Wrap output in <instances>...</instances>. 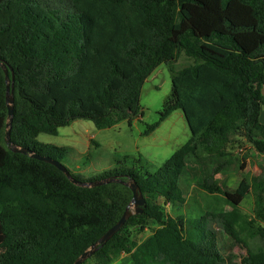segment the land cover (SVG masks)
<instances>
[{
	"label": "trees",
	"instance_id": "1",
	"mask_svg": "<svg viewBox=\"0 0 264 264\" xmlns=\"http://www.w3.org/2000/svg\"><path fill=\"white\" fill-rule=\"evenodd\" d=\"M192 64L175 71L180 55ZM0 63L14 100L10 141L59 163L65 150L35 141L75 120L98 129L140 115V91L162 63L171 90L160 121L180 110L190 140L154 172L137 161L72 184L54 166L6 145V82L0 67V264H73L122 216L134 182L146 205L93 256L95 264H235L223 243L245 250L239 263L264 264V176L243 175L229 190L227 146L245 140L264 158V0H0ZM13 77V82H12ZM159 124L147 129L150 133ZM237 139V140H236ZM222 161L198 187L228 211L191 217L164 213L158 201L186 203L181 178L189 158ZM242 166L240 167L241 170ZM251 194L253 216L239 206ZM153 232L134 247L130 227Z\"/></svg>",
	"mask_w": 264,
	"mask_h": 264
},
{
	"label": "rangeland",
	"instance_id": "2",
	"mask_svg": "<svg viewBox=\"0 0 264 264\" xmlns=\"http://www.w3.org/2000/svg\"><path fill=\"white\" fill-rule=\"evenodd\" d=\"M190 64L192 60L181 54L172 66L178 71ZM170 90L169 65L162 63L142 85L139 99L141 113L132 121L131 126L127 120L122 119L108 128L98 129L89 120H75L60 127L56 135L40 134L35 141L41 145L64 149L65 155L60 160L61 164L83 180L100 177L111 170L126 171L137 166L138 160L145 169L154 172L177 149L185 145L191 136L180 110L172 112L164 121H160V113ZM154 124L159 125L150 133H146ZM227 149L229 165L226 170L215 175L216 184L224 183L229 190H234L243 175L249 174L251 182L264 176L263 155L257 153L245 140L238 138V142L232 141ZM221 161L222 158L217 157L215 153L202 155L197 160L189 158L180 182L186 203L180 207L169 205L160 199L158 203L164 213L171 217L179 214L188 218L192 216V212L205 211L209 207L215 213L230 210L224 201L215 200L198 187L203 176L210 174ZM239 210L245 216H253L254 200L251 194L243 199ZM154 228L151 223L144 229L130 227L127 233L133 246H138ZM223 245L224 253L233 256L235 264L245 256V250L241 246L233 247L229 243ZM124 258L125 255H120L113 264H119ZM86 264H95V261L90 259Z\"/></svg>",
	"mask_w": 264,
	"mask_h": 264
},
{
	"label": "water",
	"instance_id": "3",
	"mask_svg": "<svg viewBox=\"0 0 264 264\" xmlns=\"http://www.w3.org/2000/svg\"><path fill=\"white\" fill-rule=\"evenodd\" d=\"M0 67L4 72L5 82H6V94H5V104L7 107V122H6V132H5V142L6 145L11 149L13 153H19L23 155H28L32 159L50 164L57 168L60 172L64 174V176L75 186H79L82 188H93L100 185L108 184L114 182V179H104L100 181L95 182H80L76 179H74L66 167H64L61 163H59L56 160H53L46 156H39L37 154H34L31 150L26 148H19L16 146H13L10 141V132H11V124H12V117H13V96H12V85H11V91H9V74L8 69L6 66L2 63H0ZM13 82V77H12ZM126 187H128L132 192V200L129 206L125 209L120 219L96 242L94 243L88 250L83 252L75 261L73 264H82L87 259H89L93 254L101 247H103L116 233H118L125 223L128 221V219L133 215L141 214L144 207H145V199L140 192L139 187L132 181H129L127 183H122Z\"/></svg>",
	"mask_w": 264,
	"mask_h": 264
},
{
	"label": "crops",
	"instance_id": "4",
	"mask_svg": "<svg viewBox=\"0 0 264 264\" xmlns=\"http://www.w3.org/2000/svg\"><path fill=\"white\" fill-rule=\"evenodd\" d=\"M263 94H264V91H263Z\"/></svg>",
	"mask_w": 264,
	"mask_h": 264
}]
</instances>
